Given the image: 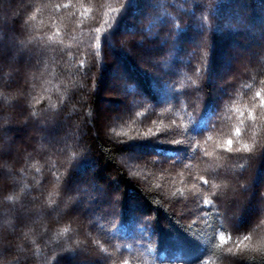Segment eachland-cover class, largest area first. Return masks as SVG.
Segmentation results:
<instances>
[{"label": "trees", "instance_id": "16d2710c", "mask_svg": "<svg viewBox=\"0 0 264 264\" xmlns=\"http://www.w3.org/2000/svg\"><path fill=\"white\" fill-rule=\"evenodd\" d=\"M0 264H264V0H0Z\"/></svg>", "mask_w": 264, "mask_h": 264}, {"label": "rangeland", "instance_id": "374dc122", "mask_svg": "<svg viewBox=\"0 0 264 264\" xmlns=\"http://www.w3.org/2000/svg\"><path fill=\"white\" fill-rule=\"evenodd\" d=\"M27 84H28V82H27ZM100 105H102V107H114V105L112 104V103H109L108 101H105V100H101L100 101ZM123 105V103H121V104H119V106H122ZM62 203V202H61ZM62 205V204H61ZM63 206V205H62ZM58 207H59V205H55V209H57V212H60V210H58ZM62 208V207H61ZM72 209V211H75V213H76V215L78 216H81V213L78 211L79 209H77V208H74V207H71ZM260 208V206H259V203L258 202H256L255 203V208L253 209L254 211L255 210H258ZM238 212H240L239 211V209L237 210ZM236 213V212H235ZM247 215L246 216H248V217H250V214L251 213H246ZM233 216H235V214H232ZM71 216H73V215H71Z\"/></svg>", "mask_w": 264, "mask_h": 264}, {"label": "snow or ice", "instance_id": "6c2138e0", "mask_svg": "<svg viewBox=\"0 0 264 264\" xmlns=\"http://www.w3.org/2000/svg\"><path fill=\"white\" fill-rule=\"evenodd\" d=\"M231 143V141H229V144ZM221 239H223V237H221Z\"/></svg>", "mask_w": 264, "mask_h": 264}]
</instances>
